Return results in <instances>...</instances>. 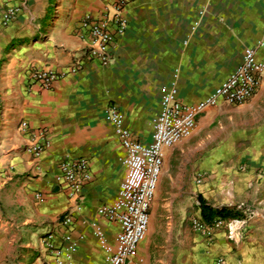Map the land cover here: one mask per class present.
<instances>
[{"label": "crops", "instance_id": "1", "mask_svg": "<svg viewBox=\"0 0 264 264\" xmlns=\"http://www.w3.org/2000/svg\"><path fill=\"white\" fill-rule=\"evenodd\" d=\"M115 1L62 0L56 8L53 0H0V9L21 8L10 25H0V261L53 264L55 257L42 248L53 234L60 248L72 246L77 264H104L95 229L114 245L120 226L98 209L116 200L127 173L107 108L116 105L135 139L150 144L163 87L175 84L179 100L194 104L241 65L246 48L264 65V0H130L112 64L87 62L49 90L32 89L34 72L70 68L87 36L81 19L112 11ZM23 121L30 130H20ZM196 123L192 136L164 152L147 241L139 246L143 264H150L152 223L163 221L159 228L172 233L202 219L200 197L215 209L243 206L238 220L246 233L238 242L225 228L212 238L196 233L202 250L195 264H214L218 256L228 264H264V76L246 103L221 102ZM39 129L51 145L37 157L26 146ZM66 156L89 162L92 179L77 198L66 184H55Z\"/></svg>", "mask_w": 264, "mask_h": 264}, {"label": "built area", "instance_id": "2", "mask_svg": "<svg viewBox=\"0 0 264 264\" xmlns=\"http://www.w3.org/2000/svg\"><path fill=\"white\" fill-rule=\"evenodd\" d=\"M129 2L130 0H116L112 11L109 10L100 17L84 16L80 26L87 30V36L83 37L84 48L80 56L75 58L68 69L34 72L31 88L49 90L58 80L83 70L87 62L96 61L102 66L112 64L116 38L122 36L128 27L124 10ZM20 12L21 8L17 6L0 9V25L5 27L10 25ZM263 76L264 65L258 60L256 50L246 48L241 65L212 94L197 103L181 102L175 84L163 87L161 109L153 120L150 144H142L135 139L132 131L125 127L121 111L116 105L107 108V115L113 122L125 150V156L121 161L127 173L120 184L116 200L98 209L100 215L120 226L114 245L108 243L106 235L99 227L95 229V236L106 252L104 264H141L138 260L139 246L148 233L150 210L162 172L165 150L192 136L197 118L208 108L221 102L230 105L246 103L255 94ZM20 130H30L29 123L21 122ZM50 145L46 130L39 129L33 132V138L26 146V150L39 157ZM91 179L92 174L86 159L66 156L59 164L55 184L57 187L66 184L71 197L77 198L85 183ZM36 197L38 201L43 200L41 193ZM63 224L66 227L71 226L73 217L67 215ZM191 225L195 232L207 238H212L216 230L225 228L229 239L234 242L240 241L246 233V224L235 219L218 218L207 224L202 219L194 217L191 219ZM64 240L69 242L70 236L66 235ZM42 248L55 257L53 264H77L70 254L72 246L70 245L67 251L60 248L53 234L42 240ZM214 264L228 262L224 256H218Z\"/></svg>", "mask_w": 264, "mask_h": 264}, {"label": "rangeland", "instance_id": "3", "mask_svg": "<svg viewBox=\"0 0 264 264\" xmlns=\"http://www.w3.org/2000/svg\"><path fill=\"white\" fill-rule=\"evenodd\" d=\"M55 1L56 4L54 5L57 8V6L61 4L62 0H53V2ZM237 207L238 206H224L216 209H229L239 212L242 210L241 208H243L241 205L239 208ZM161 223H163V221L160 223L155 221L154 225L152 223L150 226V228L153 226L156 231L151 240L147 243V261L150 262V264H195L196 262L193 261V259L197 257L199 252H201L202 243L200 242V237L196 234L197 232H195L191 225V220L189 219L188 223L182 227H175L179 230H174L172 233H170L169 229L161 230L159 228ZM162 226L166 229L169 225ZM169 228H171V226H169ZM146 241L147 237L144 239L142 244ZM138 260L141 264L144 263V260L140 256V252ZM15 261V258L11 260L9 256H4V258L0 261V264H17Z\"/></svg>", "mask_w": 264, "mask_h": 264}, {"label": "trees", "instance_id": "4", "mask_svg": "<svg viewBox=\"0 0 264 264\" xmlns=\"http://www.w3.org/2000/svg\"><path fill=\"white\" fill-rule=\"evenodd\" d=\"M202 220L211 224L214 220L220 219H235L238 220L242 217V214L238 211H233L229 209H215L207 205L203 198H199Z\"/></svg>", "mask_w": 264, "mask_h": 264}]
</instances>
